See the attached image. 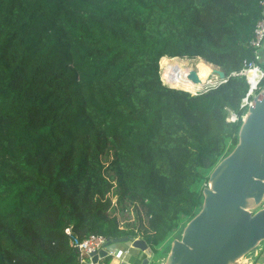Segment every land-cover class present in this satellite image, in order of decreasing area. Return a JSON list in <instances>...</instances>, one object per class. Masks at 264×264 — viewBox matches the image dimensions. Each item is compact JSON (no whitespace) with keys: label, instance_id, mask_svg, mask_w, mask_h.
<instances>
[{"label":"trees","instance_id":"1","mask_svg":"<svg viewBox=\"0 0 264 264\" xmlns=\"http://www.w3.org/2000/svg\"><path fill=\"white\" fill-rule=\"evenodd\" d=\"M260 2L0 0V264H81L75 239L156 250L181 232L237 143L244 63L264 71L250 44ZM163 56L226 78L170 87ZM112 196L138 224L119 225Z\"/></svg>","mask_w":264,"mask_h":264},{"label":"water","instance_id":"2","mask_svg":"<svg viewBox=\"0 0 264 264\" xmlns=\"http://www.w3.org/2000/svg\"><path fill=\"white\" fill-rule=\"evenodd\" d=\"M208 65L211 70L203 76L195 70L187 73L189 81L203 85L195 91L167 85L196 94L216 85L208 82L214 75L225 80L224 71ZM246 108L237 143L211 169L202 188L201 207L180 237L171 241L165 264H239L264 241V87L251 96ZM125 242L143 251L142 264H149L151 249L132 237L108 240L104 249L91 254V262L97 264Z\"/></svg>","mask_w":264,"mask_h":264},{"label":"built area","instance_id":"3","mask_svg":"<svg viewBox=\"0 0 264 264\" xmlns=\"http://www.w3.org/2000/svg\"><path fill=\"white\" fill-rule=\"evenodd\" d=\"M261 8H262V15L257 20L254 29H253V35L250 40L251 46L255 49V52L257 49H259L263 42H264V0H261L260 2ZM255 70L260 73V75H257L255 73ZM253 71L255 75L258 76L257 81L255 84L253 81L249 78L248 73ZM241 74H243L246 77V80L249 84V90L247 92L246 97L242 100L241 106H247L250 101V97L253 95L252 92L257 88L258 83L260 82L261 78L264 76V71L259 68L255 63H244V67L242 68ZM232 118L235 120L236 116L232 114ZM231 120V121H234ZM69 233V232H68ZM108 240L103 235H89L88 237L83 238L82 240H74L73 244L77 247L79 251V261L81 264H86L89 261L91 262V254L97 253L98 251L105 248V244ZM113 257L120 258L121 252L117 251V249L110 253ZM87 257V258H86ZM89 264V263H88Z\"/></svg>","mask_w":264,"mask_h":264},{"label":"rangeland","instance_id":"4","mask_svg":"<svg viewBox=\"0 0 264 264\" xmlns=\"http://www.w3.org/2000/svg\"><path fill=\"white\" fill-rule=\"evenodd\" d=\"M260 49V48H259ZM257 49V50H259ZM178 57V56H176ZM200 58V57H198ZM198 58H186V57H178V61H184L185 65L190 67L191 69H196V64H197V59ZM205 61V60H204ZM206 62V61H205ZM264 77V76H263ZM263 77L261 78V80L263 79ZM161 78H162V75H161ZM212 80H213V83H216L218 81V78L216 77V75H214L213 77H211ZM260 80V81H261ZM162 81L164 84H168L164 81V79L162 78ZM258 86V85H257ZM257 89V88H256ZM255 89V90H256ZM255 90L254 92H252V94H256L255 93ZM251 98V97H250ZM228 120H234L232 118V114L229 115L228 117ZM211 171V170H210ZM209 171V173H210ZM208 173V174H209ZM112 204L114 206V210L111 211V213L113 215H115L118 220H119V225L122 227V228H126L127 225H131L132 223L134 224H138L139 223V220L138 218L136 217V213H135V210H134V207L131 206L129 207L128 211L124 210L123 208H121L117 202H116V197L115 196H112ZM263 205H264V201H263ZM123 209V213L120 212V210ZM140 217H142V221L143 223L145 224V217H144V212L143 210L140 211ZM180 233L181 232H178L177 234H174L169 238L167 239L166 241H164L160 246H158V248L156 250H151V257H150V264H165V260H166V256L169 252V248H170V245H171V241L175 238H179L180 237ZM264 242V241H263ZM262 242V243H263ZM261 243V244H262ZM258 248V247H256ZM254 249L252 252H250L249 254L245 255L244 257H249V256H252L253 252L257 249ZM243 257V258H244ZM87 258V257H86ZM242 258V259H243ZM241 259V260H242ZM247 261V260H246ZM241 262V261H240ZM89 264H93L92 262H88Z\"/></svg>","mask_w":264,"mask_h":264},{"label":"bare ground","instance_id":"5","mask_svg":"<svg viewBox=\"0 0 264 264\" xmlns=\"http://www.w3.org/2000/svg\"><path fill=\"white\" fill-rule=\"evenodd\" d=\"M178 57L170 58L168 56H163L160 60V74L162 75V78L166 83L169 85L178 86L180 88H184L190 91H195L199 88H201L203 85L201 83L195 84L194 82H191L187 79L186 75L189 71L195 70L197 73H199L201 76L207 74L210 72L211 66L208 65L207 62H205L202 58L197 59L196 69H191L190 67L186 66L184 61H178ZM253 71L249 72V78L255 82L258 79L257 75H260L259 72L255 70V75L252 73ZM208 82L213 83V80H209Z\"/></svg>","mask_w":264,"mask_h":264},{"label":"crops","instance_id":"6","mask_svg":"<svg viewBox=\"0 0 264 264\" xmlns=\"http://www.w3.org/2000/svg\"><path fill=\"white\" fill-rule=\"evenodd\" d=\"M255 54L257 61L264 63V42ZM262 242L257 246L258 248L253 252L252 256L244 257L239 264H264V242ZM116 249L121 252V257L112 256L113 259L110 264H142V259L145 257L143 251L134 248L131 242L121 243L117 245Z\"/></svg>","mask_w":264,"mask_h":264}]
</instances>
